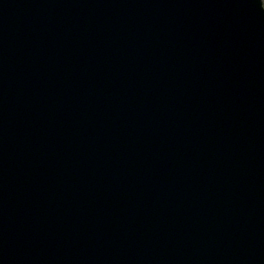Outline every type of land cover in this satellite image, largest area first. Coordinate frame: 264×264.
<instances>
[{
  "label": "water",
  "instance_id": "95a60500",
  "mask_svg": "<svg viewBox=\"0 0 264 264\" xmlns=\"http://www.w3.org/2000/svg\"><path fill=\"white\" fill-rule=\"evenodd\" d=\"M262 0H0V264H264Z\"/></svg>",
  "mask_w": 264,
  "mask_h": 264
},
{
  "label": "clouds",
  "instance_id": "9594fccd",
  "mask_svg": "<svg viewBox=\"0 0 264 264\" xmlns=\"http://www.w3.org/2000/svg\"><path fill=\"white\" fill-rule=\"evenodd\" d=\"M262 10H264V7H261Z\"/></svg>",
  "mask_w": 264,
  "mask_h": 264
},
{
  "label": "rangeland",
  "instance_id": "374dc122",
  "mask_svg": "<svg viewBox=\"0 0 264 264\" xmlns=\"http://www.w3.org/2000/svg\"><path fill=\"white\" fill-rule=\"evenodd\" d=\"M262 2H263V5H264V0H262Z\"/></svg>",
  "mask_w": 264,
  "mask_h": 264
}]
</instances>
